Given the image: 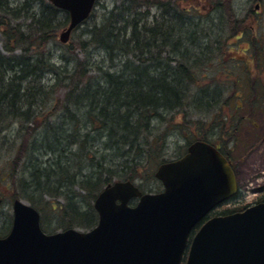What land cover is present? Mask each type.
I'll use <instances>...</instances> for the list:
<instances>
[{
  "label": "trees",
  "instance_id": "1",
  "mask_svg": "<svg viewBox=\"0 0 264 264\" xmlns=\"http://www.w3.org/2000/svg\"><path fill=\"white\" fill-rule=\"evenodd\" d=\"M138 1L121 0L88 31L87 41L79 43L84 52L80 60L71 43L56 39L57 31L68 23L66 12L44 0H0V138L12 140L0 145L2 150L5 143L12 156L2 180L9 182L13 200H26L38 211L47 234L41 210L49 202L64 200L51 205L63 230L92 229L97 224L93 202L102 189L113 180L133 182L146 165L159 161L162 145L152 131L169 121L165 115H178L180 121L187 107L188 115L201 109L207 115L219 101L221 88L193 89L199 80L195 71L214 57L206 45L200 47L207 37H200L198 29L204 27L198 20L190 21L196 10L162 3V11L154 16L146 9L152 3L145 6ZM213 10L220 12L219 25L229 29L230 37L249 35L251 28L236 17L229 2H217ZM241 41L247 44L244 51L254 53L255 75L243 64L244 76L227 84V95L236 110L243 106L257 110L264 107V50L256 39ZM56 43L68 54L58 61L51 50ZM214 44L217 53L231 48L217 46L227 45L219 39ZM89 48L105 51L109 60L127 59L120 75L105 71L104 57L95 59ZM230 61L245 63L232 57ZM90 72L97 76H88ZM238 84L249 95L235 96ZM58 89L65 92L62 103L54 95ZM42 111L52 118L40 122ZM233 117L225 120L234 121ZM9 130H15L11 137L5 133ZM201 130L207 129L202 125L195 129Z\"/></svg>",
  "mask_w": 264,
  "mask_h": 264
},
{
  "label": "water",
  "instance_id": "2",
  "mask_svg": "<svg viewBox=\"0 0 264 264\" xmlns=\"http://www.w3.org/2000/svg\"><path fill=\"white\" fill-rule=\"evenodd\" d=\"M49 1L69 13L59 35L66 43L95 0ZM154 176L161 193L142 194L130 182L106 186L93 203L97 224L85 232L46 234L39 213L15 199L10 231L0 238V264H181L192 229L236 194V179L224 157L203 142L160 165ZM185 264H264V202L205 221Z\"/></svg>",
  "mask_w": 264,
  "mask_h": 264
},
{
  "label": "rangeland",
  "instance_id": "3",
  "mask_svg": "<svg viewBox=\"0 0 264 264\" xmlns=\"http://www.w3.org/2000/svg\"><path fill=\"white\" fill-rule=\"evenodd\" d=\"M15 2L21 3L23 0H12ZM121 0H97L95 8L91 13V16L80 25L72 34L70 35L68 43H71L74 48V55H77L81 60L83 58V49L80 47L79 43L87 41L88 31L94 26H98L101 24L102 17L107 14L114 6H117ZM229 2L232 5L233 11L240 20H246V25L251 29L249 31V35H243L242 38L236 39V37H230L229 29H222L219 25L220 21V12L214 11V5L217 2ZM45 3H48L47 0H44ZM151 4L148 5V4ZM162 3H167L173 7L179 8L181 10L184 9H193L196 10L194 16L189 17L192 20H198L200 24L204 27L202 29H198L201 32L200 37H207L200 41L201 45H206L211 51L210 55H214L211 61H205L203 66L197 68V72L195 71V76L198 80L197 85H194L193 89L203 88L205 85H210L211 87H216L218 89L221 88L220 96L216 99L217 106L214 108L215 111L205 115L203 110L201 109V113L191 111V114L188 115L189 107H187L180 114V121H178V115L167 114L165 118H169V121L159 123L156 126L157 129L154 128L152 131V137H159L161 141V153L159 160L156 165H146L145 170L141 173L140 176L136 177L133 180V183L138 186L143 192L146 193H156L161 192L163 187L152 178L157 166L160 164L161 160L172 161L180 157L185 151V143L190 141L194 135L192 134L196 128L202 125L203 128L210 130L208 128L212 127L213 122L222 121L226 122L225 117H230L231 114H235L236 117H246V120L241 123L239 129L241 131L238 133L239 143H244L245 141H249L252 144V139H254L255 134H262V141L253 142V148H247L245 151H240V156L238 157L236 163V179L242 187V192H239L232 201H229L223 205L217 207L214 212L216 214L231 212V211H241L243 208L248 207L250 205L255 204L256 202L262 200L264 198V190L262 191H252V188H257L264 186V145L259 150H256V146L258 144H263L264 142V107L258 109L249 110L246 107H242L243 110H236L234 106H236L235 101L229 99V95H227V91L229 90V85L232 81L240 79L239 76L243 77L244 74L240 73L241 66L247 63V68L249 71L251 70V75H255V65L253 58V51L247 49L246 42L241 40H249L256 39L257 46H260L264 50V0H139L138 4H143L147 7L146 9H150V14L154 16H158L159 10H161ZM17 4V3H16ZM257 7L256 9H254ZM144 10V9H143ZM162 11V10H161ZM220 27V28H219ZM211 28V29H210ZM63 29V28H62ZM62 29L57 31L56 39L58 42V36L62 32ZM204 35V36H203ZM215 39H219L220 41H224L226 44H218L217 46H230V49L221 50L219 53L215 50L216 44H214ZM222 39V40H221ZM227 41V42H226ZM230 41V42H229ZM242 42V43H241ZM51 50L53 55H55V61L59 60L60 55H68L65 52V48L61 47L58 43L51 46ZM215 50V51H214ZM88 51L94 52L95 59H100L104 57V70L110 73H117L115 76H119L121 70L124 69V62L127 61L125 58H115L113 60L108 59L107 53L104 51L94 50L89 48ZM0 52L2 50V44L0 41ZM104 54V56H103ZM64 56V57H66ZM234 59H243L245 63L242 61H230V58ZM250 59V60H249ZM128 61H132L131 58H128ZM238 64V65H236ZM244 67V66H243ZM246 67V66H245ZM118 71V72H116ZM120 71V72H119ZM90 77H96L97 75L94 72H90L88 74ZM264 78V77H263ZM262 78V80H263ZM208 83V84H206ZM240 85V84H238ZM234 86H236L234 84ZM243 90V88H242ZM219 91V90H218ZM63 90H57L54 95L56 99H59V102L62 103V97L64 95ZM231 95V94H230ZM213 96L209 99H211ZM35 99V98H34ZM208 102V101H206ZM213 100L209 103H212ZM53 103H56L53 102ZM224 103H226L224 105ZM237 105H240V101L236 100ZM53 105V104H52ZM219 108L216 110V108ZM218 111V112H216ZM163 115L165 113H162ZM174 114V113H173ZM162 115V116H163ZM172 115V116H171ZM211 115L213 117H211ZM48 116V117H46ZM52 114L50 112L43 113L40 116V122H43L44 119H51ZM46 117V118H45ZM158 122V121H157ZM177 123V124H175ZM181 123V127L178 125ZM252 123V124H251ZM254 125L258 130L254 131ZM153 129V127H151ZM183 129V130H180ZM151 129V130H152ZM15 130H9V132H5L8 134V137L13 135ZM4 133V132H3ZM7 144H12L11 139H5V141H1ZM4 143V147L0 150V196L3 199V204L0 207V235L6 234L10 228L11 220H12V202H13V192L10 186H8L7 180H2L5 174L9 173V160L11 159V154L6 153V144ZM256 145V146H255ZM156 160V161H157ZM259 173V175H256ZM116 180H113V182ZM24 203L29 204L26 200L19 199ZM45 201H49L48 197L44 198ZM63 204L65 203L63 199H58L54 201L53 204L49 202L48 207L41 210V214L44 215V225L46 229L50 233L57 232L63 230L60 226L61 217L58 216V213L51 208V205L55 204ZM57 210V208H56ZM80 231H87L85 229H79ZM185 264V261H183Z\"/></svg>",
  "mask_w": 264,
  "mask_h": 264
},
{
  "label": "flooded vegetation",
  "instance_id": "4",
  "mask_svg": "<svg viewBox=\"0 0 264 264\" xmlns=\"http://www.w3.org/2000/svg\"><path fill=\"white\" fill-rule=\"evenodd\" d=\"M97 2V0H96ZM68 15V14H67ZM260 84V83H259ZM249 90H246L243 88L242 90V86L238 85V88L235 89L233 91V94L235 96H243V94H248L249 95ZM251 94V93H250ZM234 121H230V122H218L216 123V125L210 129V130H205V131H193V139L191 141H187L185 143V153L187 152L189 146L197 141L200 142H205L207 144H209L210 146L214 147L224 158L225 160L228 162L229 166L231 167V169L233 170L235 177H236V163L238 160V157L240 156V151L243 152L245 151L247 148H253V142H257V141H262V134H255L254 135V139H252V144L249 141H245L244 143H239V135L238 133L241 131V129H239V127L241 126V123H243V121L246 120V117H233ZM236 119V120H235ZM252 124V123H251ZM253 128L255 129L254 131L258 130L254 125H252ZM263 144H258L256 146V150H259L262 145H264V142H262ZM262 174H264V172H262ZM256 175H259V173H256ZM237 182V187H238V192H242V187L239 184L238 180L236 179ZM252 191H263L264 190V186L262 187H257V188H252ZM202 223H199L198 225H196V227L194 228V230L192 231V233L189 236V240L191 238V236L193 235V233L200 227Z\"/></svg>",
  "mask_w": 264,
  "mask_h": 264
}]
</instances>
